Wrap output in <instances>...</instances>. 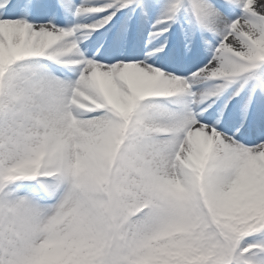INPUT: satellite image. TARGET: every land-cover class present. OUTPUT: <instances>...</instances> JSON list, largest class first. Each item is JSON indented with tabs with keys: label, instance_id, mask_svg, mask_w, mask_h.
Masks as SVG:
<instances>
[{
	"label": "snow or ice",
	"instance_id": "obj_1",
	"mask_svg": "<svg viewBox=\"0 0 264 264\" xmlns=\"http://www.w3.org/2000/svg\"><path fill=\"white\" fill-rule=\"evenodd\" d=\"M0 264H264V0H0Z\"/></svg>",
	"mask_w": 264,
	"mask_h": 264
}]
</instances>
